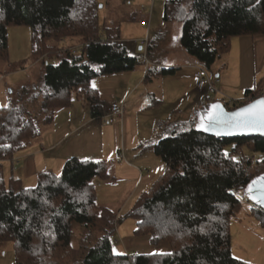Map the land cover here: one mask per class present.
<instances>
[{
  "label": "trees",
  "instance_id": "obj_1",
  "mask_svg": "<svg viewBox=\"0 0 264 264\" xmlns=\"http://www.w3.org/2000/svg\"><path fill=\"white\" fill-rule=\"evenodd\" d=\"M99 6L97 0H0V62L10 71L20 68L8 61L7 30L24 26L31 55L43 66L41 87L23 86L16 101L0 108V163L40 135V122L52 123L74 100L101 123L105 113L92 80L139 65L115 23L103 25L101 38ZM162 21L181 24V49L212 73L233 38L264 36V0H191L189 6L165 0ZM73 39L83 40L79 52L61 44ZM173 72L158 70L159 75ZM151 73L148 68L147 82ZM261 92L256 87L245 97L254 101ZM209 102L208 97L202 105ZM159 103L151 94L149 107ZM195 124V119L168 120L158 126L162 138L151 147L164 170L126 214L136 220L134 237L146 239L152 253L116 252L113 239L121 219L97 202L94 186L96 179L111 183L115 178L106 161L77 158L66 160L59 174L39 173L30 188L12 177L5 182L0 169V245L12 244L14 264H248L232 257L229 226L250 203L238 201L234 192L264 174V138L219 139ZM244 150L262 158L252 164L231 158ZM248 215L264 226L259 208L251 204Z\"/></svg>",
  "mask_w": 264,
  "mask_h": 264
},
{
  "label": "crops",
  "instance_id": "obj_2",
  "mask_svg": "<svg viewBox=\"0 0 264 264\" xmlns=\"http://www.w3.org/2000/svg\"><path fill=\"white\" fill-rule=\"evenodd\" d=\"M127 52L134 56L132 50L127 49ZM168 52L159 47L158 41H151L149 51L145 52L148 57L144 61L145 67L93 79L91 83L102 103L104 117L112 96L125 103L124 114L114 124L96 123L90 119L86 108L77 110L72 103L68 109L58 112L50 124V156L49 149L41 140L38 141L39 138L32 140L12 159L0 163L4 181L12 177L19 180L24 188L33 187L39 173L59 174L67 159L78 157L74 155L76 148L86 144L85 153L90 156L101 157V160L112 159L115 180L129 178L127 182L135 191L149 185L164 167L151 147L162 138L158 126L168 120L178 122L189 120L190 116L194 118V111L208 98L201 101L195 90L196 61L181 50L178 53ZM150 66L155 79L160 80L159 89L157 86L154 91L142 88L147 82L146 72ZM159 69H174V72L159 75ZM210 74L218 80V93L213 100L244 101L245 92L256 87L260 89L264 77V36L233 38L230 50L216 61ZM151 94L160 102L153 107H149ZM86 132L87 135H83ZM107 137L111 140L110 149L106 147ZM120 152L124 157L122 160L116 158V153ZM138 175L140 179L136 184ZM122 242L125 248L129 244L128 248L132 250H151L146 239L134 235H127Z\"/></svg>",
  "mask_w": 264,
  "mask_h": 264
},
{
  "label": "rangeland",
  "instance_id": "obj_3",
  "mask_svg": "<svg viewBox=\"0 0 264 264\" xmlns=\"http://www.w3.org/2000/svg\"><path fill=\"white\" fill-rule=\"evenodd\" d=\"M97 1L100 4L98 11V22L101 38H104L105 36L103 32V25L105 23L109 24L110 22L115 23L116 27L120 28L121 42L128 50H132L131 53L139 62L137 68L142 66L145 67V58L148 59V57L145 56L146 47L143 44L146 39L148 44L151 41H158L159 47L163 50L166 49L167 52L169 51L168 53H178L179 50L184 52L179 45L181 24L177 22L163 23L162 21L165 0H154L151 10L148 0H130L129 3H125L123 0ZM184 3L186 6H189L191 4V0H184ZM147 15H150L149 26L143 23V21L147 19ZM7 37L8 61L11 63V65H20V68L10 71L7 63L5 64L0 62V76L2 77V80L0 81V108H5L10 103H13V101H16L17 98L23 93V86L28 90V88H32L34 86L41 87L43 84V66L41 61L35 60L31 55L29 29L24 26L10 27L7 30ZM82 43V39H73L70 42L64 41L61 44L64 48L70 46L73 52H79ZM51 63L54 64L55 61L51 60ZM149 69L152 72L150 74V78L153 83L148 81L142 86V88L154 91L156 90L157 86L159 89L160 80L155 79L153 67L150 66ZM92 83L91 86L93 87ZM260 83V89H264V77ZM169 84L171 85L172 83ZM217 87L218 86H216V88ZM261 94H264V91H262ZM198 96H200L202 99H200L201 101H205L206 98L209 97V99H211L210 102H212V100L215 98V95L209 96L206 93L200 95L198 93ZM248 101H250V98H245L244 101L238 102H225V104L227 103L229 105L236 104V106H243V104H246ZM73 106H75L77 110L78 108H84L81 101L79 100H74ZM190 119L194 118H191L190 116ZM50 124L51 123L43 124L40 122V135L34 139L37 140L39 138L38 141L41 140V143H43L49 149V156ZM83 135H87V132L83 133ZM106 145L108 148L109 146H112L109 137H107ZM86 147L87 145L85 144L79 148H76V154L74 153V155L78 157L71 158L96 161L102 159L101 157L90 156L89 154L85 153L87 150ZM230 149L231 148H227L226 152H229ZM241 152L247 156L254 157V159L257 160L262 158L260 154L251 153L247 150ZM157 159L162 162L160 158L157 157ZM103 161H106L109 164L110 175L114 176L115 170H113L112 167L115 165V163L112 162V159H106ZM111 164L113 166H111ZM132 165L137 167L136 164ZM163 170L164 167L162 168V172ZM162 172L153 178L149 185L145 186V188H140L137 191L130 187L129 183L127 182L129 178L123 177L121 179L114 180L109 184L103 182L100 179H96L94 181L97 202L100 205L108 206L116 210L118 216L121 219L113 239L114 247L118 254L133 256L148 254L154 251L152 247L150 250L151 252L149 250L145 252V249L143 248H135L132 250L128 248L129 244H126L127 248H125L122 241L124 240V237H127V235L133 236V231L136 228V220L126 217V214L131 210L141 192L143 193V191H147L151 187L153 181H155L162 174ZM139 179L140 178L138 175L136 178V184ZM250 206V203L245 202L240 213L230 222L229 229L231 254L233 258L244 263L264 264V226L258 219L252 218L248 215ZM130 245L134 246L132 244ZM0 264H14L11 243L0 245Z\"/></svg>",
  "mask_w": 264,
  "mask_h": 264
},
{
  "label": "water",
  "instance_id": "obj_4",
  "mask_svg": "<svg viewBox=\"0 0 264 264\" xmlns=\"http://www.w3.org/2000/svg\"><path fill=\"white\" fill-rule=\"evenodd\" d=\"M252 106H255V108ZM245 109H251L252 112L264 110V96L234 110H228L221 101L199 105L193 113L196 122L195 128L206 136L219 139H235L248 136L264 138V126L259 124L245 125V117L251 114L245 112ZM211 114L217 115L220 119L208 130H204L208 126ZM243 195L253 206L264 212V204L258 202L264 200V174L253 178L243 189Z\"/></svg>",
  "mask_w": 264,
  "mask_h": 264
},
{
  "label": "built area",
  "instance_id": "obj_5",
  "mask_svg": "<svg viewBox=\"0 0 264 264\" xmlns=\"http://www.w3.org/2000/svg\"><path fill=\"white\" fill-rule=\"evenodd\" d=\"M154 0H148L150 3V10L152 8ZM125 3H129L130 0H123ZM147 20L143 21V23L147 24L149 26V18L150 15H147ZM143 18V17H142ZM145 47L148 45L147 39L143 42ZM218 83V80L216 78H213L210 73L204 69L202 66H197L196 67V72L194 74V86L195 90L200 93V94H208L209 96L216 95L218 93V90L216 88V84ZM264 96V94H262ZM223 102V101H222ZM232 102L231 100L228 101V103ZM251 101L246 102V104L250 103ZM225 104V102H223ZM126 111V105L122 101L116 100L113 96L111 97V101L108 104L107 107V114L103 118V124H114L116 119L119 118L124 114ZM116 158L118 160H122L123 154L116 153ZM231 158L235 161L242 162V163H247V164H252L254 162V157L247 156L243 154L241 151L239 152H234L231 154ZM244 189V188H243ZM235 198L240 201V202H245V197L243 195V190H237L234 192Z\"/></svg>",
  "mask_w": 264,
  "mask_h": 264
},
{
  "label": "snow or ice",
  "instance_id": "obj_6",
  "mask_svg": "<svg viewBox=\"0 0 264 264\" xmlns=\"http://www.w3.org/2000/svg\"><path fill=\"white\" fill-rule=\"evenodd\" d=\"M255 108V106H252ZM245 112H250L251 114L244 119V123L246 126L248 125H255L259 124L264 126V110H261L260 112H252L251 109H245ZM239 115V114H237ZM219 117L215 114H211L208 120V126L205 127L204 130H208L209 127L213 126L215 123L219 121ZM261 204H264V200L258 201ZM115 253V249H113Z\"/></svg>",
  "mask_w": 264,
  "mask_h": 264
}]
</instances>
